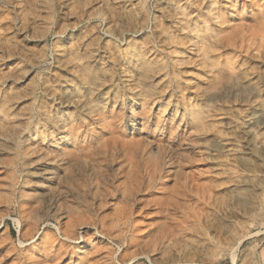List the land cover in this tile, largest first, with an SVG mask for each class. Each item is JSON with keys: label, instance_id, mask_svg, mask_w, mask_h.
Wrapping results in <instances>:
<instances>
[{"label": "rangeland", "instance_id": "374dc122", "mask_svg": "<svg viewBox=\"0 0 264 264\" xmlns=\"http://www.w3.org/2000/svg\"><path fill=\"white\" fill-rule=\"evenodd\" d=\"M0 264H264V0H0Z\"/></svg>", "mask_w": 264, "mask_h": 264}]
</instances>
